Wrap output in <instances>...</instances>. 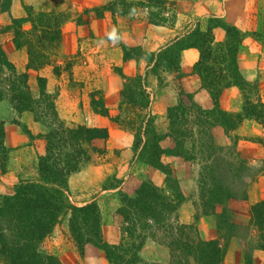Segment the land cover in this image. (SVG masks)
I'll return each instance as SVG.
<instances>
[{"label": "trees", "instance_id": "trees-1", "mask_svg": "<svg viewBox=\"0 0 264 264\" xmlns=\"http://www.w3.org/2000/svg\"><path fill=\"white\" fill-rule=\"evenodd\" d=\"M148 1L165 3L163 0ZM11 4L12 0H0V13L9 12ZM118 4L115 2L93 10L96 18H102L106 11L126 15L127 11L116 10ZM120 4L126 7L125 2ZM158 6L161 10L164 8V5ZM24 9L27 16L12 19L8 26L13 32L14 46L18 50H27L28 69L41 71L53 67L54 75L60 76L62 66L58 60L68 13L57 10L36 12L29 6ZM134 13L136 11L130 14ZM26 23L31 25V30L24 29ZM151 23L165 24L164 21ZM215 29L225 31L223 41L216 40ZM254 36L264 42V14L263 30ZM250 37L249 33L222 18L210 17L205 30L198 22L193 30L157 53H145L135 44L123 45L124 61L145 59L156 76L180 72L182 53L188 49L198 50L200 56L194 73L201 78L202 88L213 101L211 109H202L193 95L181 93L178 104L168 109V131L162 135L156 129V116L151 111L152 97L147 90V78L141 75L128 78L121 68H116V73L124 80L119 110L132 108L135 111V118L129 122L135 133V162L167 176L172 172L163 166L164 158L179 157L200 164L198 188L203 211L196 220L215 216L218 231L217 240L203 241L196 225L179 223L175 200L185 198L178 184L170 186L172 192L167 194L151 182L132 177L120 187L118 209L128 225L124 229L130 241L128 246L126 243L110 245L104 241L102 212L96 201L83 207L70 202L71 175L80 172L92 161L93 155H105L108 130L68 125L58 113L56 96L48 91V79L38 76V95H35L29 86V75L18 72L0 46V101H7L19 114L32 113L37 122L50 129L46 134V154L39 158V179L21 181L12 196L1 197L0 264H63L57 257L44 254L41 245L67 213L71 215L70 230L79 251L83 252L86 245H93L104 252L110 264L140 263L139 252L147 238L169 248L171 264H224L233 239L254 240V251H245L244 262L254 264L255 251H264V202L250 206V218L243 227L236 224L227 207L232 201L248 203L251 187L264 176L261 165L253 166L242 157V138L237 134L246 120L264 128L261 89L256 82L244 78L238 60L244 42ZM230 88H237L242 95L243 107L239 113H230L221 107V96ZM91 99L96 112L111 117L103 98L97 100L91 96ZM115 122L120 123L117 119ZM0 124L3 131V124ZM219 131L227 140L226 144L217 142L214 134ZM164 142L166 146H162ZM261 163L264 164V160ZM2 171H6V166ZM106 181L102 184L103 191L119 188L109 187ZM239 228L246 229L247 234H239ZM256 232L258 236L253 235Z\"/></svg>", "mask_w": 264, "mask_h": 264}, {"label": "rangeland", "instance_id": "rangeland-1", "mask_svg": "<svg viewBox=\"0 0 264 264\" xmlns=\"http://www.w3.org/2000/svg\"><path fill=\"white\" fill-rule=\"evenodd\" d=\"M163 1L165 2L164 4L149 2L148 0H112L107 5L115 2L119 3L116 7V10L124 12L127 11L126 15L130 14L133 11L138 12L142 9L147 10L148 20L150 23L151 21H164V25H171L176 22L179 14L191 16V12L193 10L192 3L197 0ZM76 2L77 0H74L73 3L67 4L64 3L63 0L62 3L59 0L60 8L57 9V11H62L63 13L67 12L69 16L68 22H66L63 27V38L61 43L63 45V51L62 55L60 54L61 57L58 60L62 66L61 70L59 71L60 76L54 75L53 67H46L41 71L28 69L29 56L27 50H25L28 58L26 72L20 73H27L29 75V86L31 91L35 95H38V76L45 77L51 73L54 75V78L48 79V91L50 94L56 96V107L58 113L61 119L66 121L68 125H83L90 128H105L108 130L109 140L107 143V150L105 155L103 157L93 155L94 157L92 161L89 162L80 172L86 171L88 168H90V166L105 165L109 169V171L108 176L106 177V179H104V182L107 180L108 177L112 176L111 180L108 179L106 181L107 185L109 187L114 186L119 188H116L114 190L103 191V182L101 186L96 189L84 190L76 194L70 192V202L77 207H83L93 201H96L102 212L103 239L104 232L108 230V227L111 225L110 233L107 232V234L111 235V238H114L116 236V234L114 233H116L117 231V234H121V239L119 238L120 240L118 239L113 243H107L110 245H119L126 243L125 245H127V243H129L130 241L127 238V235L124 234V229L125 227H128V225L124 222L123 218L118 213V209L120 208V195L122 193L120 187H123L124 183L129 181L130 178L134 177L138 181L151 182L156 187L163 189V191L167 192V194H171L172 191L170 189V186H175L176 184H178L180 187V191L185 199L176 198V216L180 221L179 223L184 224L182 223L183 215L186 216L188 214H194L195 217H200L203 211L200 200V190L198 188V178L199 172L201 171V167L198 163L195 164L194 162H188L179 157L164 158L163 166L167 169H170L172 172L171 176H167L163 172L155 168L149 167L139 162H135L131 159L128 160L127 157H124V154H127V150H131L133 153V142L135 133L132 124H129V122L130 120H132V118H135V111L132 108H129V110H119L118 105V108L116 106L109 111L111 117L102 116L101 114L96 112L95 109H93L91 99V96H94L97 100L99 98H103V102L106 106L103 90L99 89V83L101 81L102 85L105 87L112 85L111 78L117 74L115 69L120 68L116 67L115 65H112V59L109 60L111 54L115 52V47L117 44H108L107 42L111 41L109 37L98 38L92 32L87 31V26L90 24V22L93 19H97L95 11L93 10L99 8H91L84 3L77 4ZM120 2H125L126 7H123ZM56 5H58V3H56ZM135 5L137 7H135ZM158 5H164V8L160 6L162 8L161 10ZM151 6H153V8ZM245 8L249 9V13L246 15V17H249L251 22H253L251 23L250 31H247V33L251 35V39L249 41H252V43L257 42V44H260L262 46V50L259 54L260 61L262 60L263 63L262 69H258V75L256 80L250 82H256L257 84H259V88L261 89V95L264 101V42L255 39L254 35L258 33H253L259 28L263 27L264 0H243L242 2H239L236 6L232 7L231 11H229V15L227 16L228 19L231 22H239L241 18L238 16V12L239 10ZM113 9L115 8L113 7ZM51 10L56 9L52 7V9H50L49 11ZM150 12L152 13V15H150ZM141 13L146 17V14L144 12ZM116 14H118L119 17L123 16L121 12ZM185 15H181L180 17L183 25H186L190 21V17L188 18ZM210 17L206 15V11L204 12L201 10L200 15L195 19V21L199 20L198 22L202 25V29L205 30L207 28L208 20L210 19ZM223 20L225 21V19ZM229 20L225 22L231 24ZM192 25L191 27L189 25V28H191L189 31L195 28L194 25L193 27ZM79 27H82V31L87 32V36L83 41L88 42V44H75L77 42H81L80 38L76 40V37L78 36H76V34H78ZM29 30H31V26ZM116 35L117 39H115V41L116 43H120L119 32ZM134 44L136 46L141 47V39L135 41ZM256 66L260 67L259 64H257ZM239 94L240 95L238 99L242 110L243 98L240 91ZM166 118H163L161 121L158 120L157 123L156 116L155 120L156 129L162 135L166 134L168 131L169 122ZM116 119L119 120L120 123L115 122ZM46 128L48 134L50 129L48 127ZM237 134L242 138L240 146V152L242 154V157L245 158L248 162H250L253 166L261 165V167L264 169V164L261 163L264 160V128L254 121L246 120L238 129ZM214 135L219 144H226L227 140L225 139L221 131H219L218 133L216 132ZM3 139L4 131H2L0 124L1 169L2 167L6 166V162L8 159V151L3 145ZM47 144L48 141L46 138V148ZM166 145V142L162 144V146ZM158 175H160L163 180L162 186H157L154 183L158 181ZM86 176L88 175L86 174ZM179 177L182 181H179ZM262 180L264 181V176H261L258 181L253 184L249 191V198L250 194H252L256 186L258 187V185L256 184H260ZM180 182L183 183V185L180 184ZM13 194L14 191L9 195L0 193V201H2L1 197H9ZM243 203L246 202L232 201L227 205L228 210L233 215L236 224L241 227L247 225V223L242 224L243 219L246 217V214H244L245 210H243L241 207ZM115 213L118 214L117 217H120L119 219H117ZM70 219V213L65 214L61 218L59 224L55 227L53 233L43 241L41 245V250L44 252V254L53 255L57 257L63 264H85V260L83 259V257L88 253L87 248L96 247L89 244L85 246L83 252L79 251L78 246L76 245L72 232L70 230ZM237 231H239V234L241 235L247 234L246 229L243 228H239ZM254 234L255 236H258L257 232L253 233V235ZM111 241H113V239H111ZM238 241L244 251V254L245 251H252L253 253V247L255 245L254 240L249 241L247 239L245 241ZM164 246L168 248L166 245ZM257 262L258 264H264V259L259 258ZM86 264H89V262L87 261ZM94 264H96V262H94Z\"/></svg>", "mask_w": 264, "mask_h": 264}, {"label": "crops", "instance_id": "crops-1", "mask_svg": "<svg viewBox=\"0 0 264 264\" xmlns=\"http://www.w3.org/2000/svg\"><path fill=\"white\" fill-rule=\"evenodd\" d=\"M63 1L69 4L73 3L74 0ZM110 1L112 0H77L76 3H84L91 8H101L110 3ZM242 1L197 0L192 3L193 10L191 16L179 14L176 22L171 25H154L150 23L148 20V11L143 9L134 14L120 17L116 13L106 12L102 18L93 19L87 26V31L92 32L98 38H108L114 28L116 29V34L119 32L120 43H116L112 39L107 42L108 44H117L115 52L111 54L109 60L112 59V65L120 67L128 78H134L138 75L147 78V90L152 97L151 111L157 116L158 123V120L161 121L163 118H166L169 108L178 104L181 93L193 95L194 101L202 109L209 110L213 107V101L210 95L202 88L201 78L194 73V66L200 56L199 52L197 49L185 50L181 57L180 72H164L156 76L151 73V67L145 59L124 61L123 45H133L135 41L141 39V47L145 53H157L184 36L191 29L189 25L191 27L194 23L193 25L196 27L199 20L195 21V19L200 15L201 10L206 11L208 17H219L225 19L227 22L229 20L227 17L229 11ZM60 2L62 3V0ZM24 6L32 7L35 11H49L52 7L56 10L60 8L59 0H12L10 11L0 13V46L19 72H26L28 58L24 49L17 50L14 46L13 34L11 30H8V26H10L12 19H21L27 16ZM248 11V8L239 10L238 16L241 18L239 22L229 21L244 32L250 31L251 23L253 22H251L249 17H246L249 13ZM141 12H144L147 18ZM181 15L190 17V21L186 25L182 24ZM30 26L29 23H26L24 24V29L29 30ZM78 29L79 31L76 36L78 35L79 37L77 36L76 40L80 38L81 42L75 44H88V42L83 41L87 36V32L82 31V27ZM262 30L263 27L253 33L259 34ZM214 35L217 41H223L226 37L225 31L222 29H215ZM250 39L248 38L244 42L239 52L238 60L240 71L244 78L248 81H255L258 75V69H262L263 66L262 60L260 61L259 57L262 46L257 44V42L252 43V41H249ZM62 51L63 45L60 51L61 55ZM257 64L260 67H257ZM53 76L51 73L45 77L51 79L54 78ZM111 79L112 85L110 86H103L101 81L99 83V89L103 90L104 100L109 111L116 106L118 108L120 94L124 85V80L117 74ZM239 95L237 88L227 89L221 96V107L228 112L239 113L241 111V105L238 99ZM0 123L3 124L4 131L3 145L8 151L6 171L3 172L0 168V193L9 195L14 191L15 186L19 182L36 181L39 179L38 163L39 158L46 154L47 128L42 123L37 122L30 112L17 113L7 101H0ZM25 129L28 130V133ZM126 152L127 154H124V157H127L128 160H133L134 153L131 150H127ZM108 171L109 169L105 165H98L90 166L86 171L72 175L69 179L70 192L76 194L84 190L99 188L108 176ZM179 179V181H182L180 177ZM154 183L157 186L163 185V180L160 175H158V181ZM180 184L183 185L181 182ZM256 185L258 187L256 186L252 194H250L249 202L241 205L242 209L245 210L244 214H246L242 224H248L250 206L264 201V181L262 180L260 184L258 183ZM119 218L117 217V219ZM182 223L196 225L203 241L218 239L217 223L214 216H206L196 220L194 214L183 215ZM110 226L108 230H104V239L108 243H113L119 238L121 239V234H117L116 231L114 233L116 236L111 238L112 236L107 234V232L110 233ZM87 252L83 257L85 264L87 261L89 264H94V262L96 264H110L103 251L90 247L87 248ZM139 257L141 261L138 264L171 263L169 249L151 238L145 240L139 252ZM259 258L264 259V251H255L254 264H258L257 261ZM244 262V251L239 241L233 239L227 251L224 264H244Z\"/></svg>", "mask_w": 264, "mask_h": 264}, {"label": "clouds", "instance_id": "clouds-1", "mask_svg": "<svg viewBox=\"0 0 264 264\" xmlns=\"http://www.w3.org/2000/svg\"><path fill=\"white\" fill-rule=\"evenodd\" d=\"M109 39L115 40L117 39L116 29L114 28L113 31L109 34Z\"/></svg>", "mask_w": 264, "mask_h": 264}]
</instances>
